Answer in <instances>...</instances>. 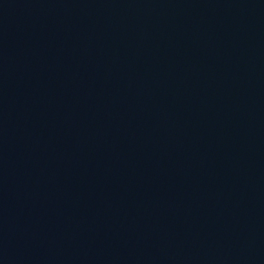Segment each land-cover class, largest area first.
Segmentation results:
<instances>
[{"label": "water", "instance_id": "1", "mask_svg": "<svg viewBox=\"0 0 264 264\" xmlns=\"http://www.w3.org/2000/svg\"><path fill=\"white\" fill-rule=\"evenodd\" d=\"M0 264H264V0H0Z\"/></svg>", "mask_w": 264, "mask_h": 264}]
</instances>
